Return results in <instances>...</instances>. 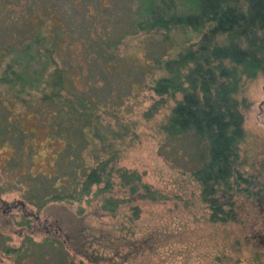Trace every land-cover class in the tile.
Here are the masks:
<instances>
[{
	"label": "trees",
	"instance_id": "16d2710c",
	"mask_svg": "<svg viewBox=\"0 0 264 264\" xmlns=\"http://www.w3.org/2000/svg\"><path fill=\"white\" fill-rule=\"evenodd\" d=\"M102 1L101 9H79V5L74 7L79 2L87 5L100 1L0 0V62L8 58L0 76V88L5 89L0 94V146H10L14 139L20 141L12 150L11 163L3 167L13 172L23 163V137H34L35 133L27 132L22 122L35 115L55 139L66 140L70 132L77 137L75 140L71 134L64 151L56 156L54 174L20 175L24 184L50 189L44 204L49 199L79 202L90 196L93 187L97 196L111 193L115 177L120 187L133 195L143 190V199H164L143 184L136 172L115 167L119 151L97 129L92 95L74 89L68 77L76 65L69 53L72 46L80 44L93 77L107 87L123 78L115 53L127 36L161 34L165 44L169 34L193 33L200 39L194 43L186 40L174 58L156 60V67L166 75L154 82L152 90L160 97L182 96L162 129L171 142L178 137L197 142L201 157L195 164L192 160L190 171L200 187L202 202L211 211L210 221H231L234 212L224 210V206L231 207L232 203H221L220 196L231 197L234 191L249 194L253 185L236 168L244 139L241 108L245 100L239 98L245 81L264 74V0H110V5ZM117 1L137 6L114 13ZM119 64L120 69H115ZM126 87L132 90V85ZM35 93L40 96L32 101ZM18 104L24 109L21 113L16 112ZM94 140L101 142L98 152ZM104 153L107 158L101 157ZM15 154L21 160L16 158L12 165ZM123 203L103 197L102 209L113 213ZM53 245L57 246L46 241L42 247L51 246L49 251L55 252ZM30 246L32 241L25 240L24 254Z\"/></svg>",
	"mask_w": 264,
	"mask_h": 264
},
{
	"label": "rangeland",
	"instance_id": "374dc122",
	"mask_svg": "<svg viewBox=\"0 0 264 264\" xmlns=\"http://www.w3.org/2000/svg\"><path fill=\"white\" fill-rule=\"evenodd\" d=\"M99 1L79 2L74 7L101 9L103 1ZM114 5L113 12L121 14L126 6L135 9L137 3L117 1ZM111 16L115 20V15ZM198 39L193 33H176L169 34L167 43L162 44L161 34L127 36L115 53L123 78L107 87L93 77L81 45L71 47L69 54L76 65L68 77L74 89L92 95L97 129L119 151L115 167L136 172L143 184L164 199H143V190L133 195L121 188L115 177L111 193L97 196L93 187L90 196L79 202L49 199L44 204L50 189L24 184L20 175L54 174L56 156L64 151L71 134L75 140L77 137L70 132L66 140H57L35 115H28L23 128L35 135L23 137L26 157L15 171L3 166L11 163L12 150L20 141L0 146V264H264V74L245 81L239 98L245 100L241 108L244 139L236 168L253 185L249 194L234 191L231 197L220 196L221 203H232L224 206L234 212L231 221H210L211 211L202 202L200 187L190 171L192 160L195 164L201 157L197 142L184 137L171 142L162 129L182 96L154 93V82L166 75L156 67V60L174 58L186 40L194 43ZM7 63L8 58L0 62V76ZM120 64L115 69H120ZM125 84L132 85V90L127 91ZM4 93L0 88V94ZM33 95L32 101L38 100L39 93ZM22 110L18 104L16 112ZM93 146L98 152L101 142L94 140ZM16 158L20 159L15 154L12 165ZM88 163L94 165L90 158ZM103 197L125 203L112 213L102 209ZM9 206L11 211L4 213ZM27 239L32 246L24 254L22 246ZM46 241L57 244L52 247L55 252L49 251L51 246L42 247ZM6 248L16 251L6 252Z\"/></svg>",
	"mask_w": 264,
	"mask_h": 264
},
{
	"label": "flooded vegetation",
	"instance_id": "af4514ba",
	"mask_svg": "<svg viewBox=\"0 0 264 264\" xmlns=\"http://www.w3.org/2000/svg\"><path fill=\"white\" fill-rule=\"evenodd\" d=\"M13 208H16L15 206H13ZM12 207H6V210L4 211V213H9L11 211ZM36 221H38V218H36Z\"/></svg>",
	"mask_w": 264,
	"mask_h": 264
}]
</instances>
